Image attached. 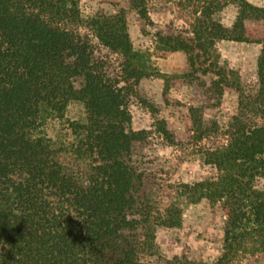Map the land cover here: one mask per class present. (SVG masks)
<instances>
[{"label": "trees", "instance_id": "16d2710c", "mask_svg": "<svg viewBox=\"0 0 264 264\" xmlns=\"http://www.w3.org/2000/svg\"><path fill=\"white\" fill-rule=\"evenodd\" d=\"M233 1L240 11L230 28L203 15L190 35L158 34L159 50L184 51L193 74L219 76L221 92L236 73L220 63L216 40L264 42V7ZM102 49L122 58L121 75ZM145 66L124 9L84 19L78 0H0V264H264V49L259 87L242 95L225 129L192 117L198 141L223 138L202 151L218 175L177 189L222 208L223 252L211 263L158 252L156 227L179 225L181 212L152 200L133 158L151 133L128 129L132 80ZM76 100L83 121L66 118ZM53 120L66 122L57 137ZM157 128L174 144L165 120Z\"/></svg>", "mask_w": 264, "mask_h": 264}, {"label": "rangeland", "instance_id": "374dc122", "mask_svg": "<svg viewBox=\"0 0 264 264\" xmlns=\"http://www.w3.org/2000/svg\"><path fill=\"white\" fill-rule=\"evenodd\" d=\"M249 1L264 7V0ZM78 3L84 19L124 9L133 49L143 55L147 74L135 82L132 80L135 92L128 102L131 115L128 129H147L151 133L147 143L136 146L133 158L149 174L148 183L153 186L148 193L152 200L163 208L175 203L181 212L179 225L156 227L159 254L169 258L187 255L209 263L216 261L223 252L224 213L220 204L208 200L194 203L177 193L184 183L192 185L218 175L216 167L205 161L202 151L216 146L223 138L211 136L198 141L192 117L201 116L206 124L217 123L225 129L239 111L242 95L248 97L259 87L258 60L264 42L216 40L220 63H227L238 78L230 74L221 92L214 85L219 76L193 74L184 51L159 50L158 34L186 36L196 19L203 15L230 28L240 11L233 0H216V3L214 0L217 7L210 4V0H140L139 8H135L131 0H78ZM209 6L210 10L205 13ZM142 8L147 9L148 18L141 15ZM246 24L255 27L252 22ZM98 55L109 59L114 76L121 75L120 56L108 49H102ZM85 115L80 101L68 104L67 119L83 121ZM159 120H165L174 144H169L158 132ZM259 123L264 124V120ZM65 125L66 122L53 120L48 133L57 137Z\"/></svg>", "mask_w": 264, "mask_h": 264}]
</instances>
